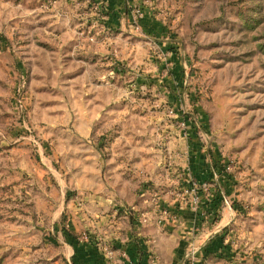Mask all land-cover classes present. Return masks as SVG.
Here are the masks:
<instances>
[{
    "label": "rangeland",
    "instance_id": "rangeland-1",
    "mask_svg": "<svg viewBox=\"0 0 264 264\" xmlns=\"http://www.w3.org/2000/svg\"><path fill=\"white\" fill-rule=\"evenodd\" d=\"M119 15L0 0V264H77L81 244L125 264L126 232L166 264L187 212L222 236L213 264H264V0ZM185 240L180 264H203Z\"/></svg>",
    "mask_w": 264,
    "mask_h": 264
},
{
    "label": "crops",
    "instance_id": "crops-1",
    "mask_svg": "<svg viewBox=\"0 0 264 264\" xmlns=\"http://www.w3.org/2000/svg\"><path fill=\"white\" fill-rule=\"evenodd\" d=\"M110 7L111 23L115 25L122 23L119 14L125 9V0H110ZM147 16L148 15H146L144 22H147ZM193 160L195 162L194 167H196L194 172L200 173L201 163L196 160V155H194ZM225 217L226 221L224 224L226 225L230 219H228L227 216ZM177 228V232L180 235L179 240L176 239V236L164 234L162 240L160 241L159 253L162 258L163 256L168 257V263L166 264H180L182 256L189 251V245H187L188 243L186 242L185 237L191 234L192 231L195 233V239L198 241H196V243L200 244L199 246H196V255L200 256L201 259H197L198 263L199 261H202L204 262L203 264H213V261L211 262L210 259L212 254L223 245V241L221 239L222 236L220 234L214 235L213 233L216 230L215 227H204L202 219L187 212L182 216L181 223ZM126 233L127 234L123 236L125 239L122 238L119 242L120 247L126 249L129 253V260L125 264H153L151 262L152 246L145 238L147 235L143 237V235H139L140 233ZM86 245L81 244L79 247L82 248H76L77 253L83 252L85 255V258L81 257L85 260L80 261V258H78L79 261H76L78 262L77 264H104V260L100 256L99 252L92 248L88 249L89 247H86ZM92 253L97 255V257H95ZM205 255L207 257L206 259L201 258ZM204 260H206V262Z\"/></svg>",
    "mask_w": 264,
    "mask_h": 264
}]
</instances>
